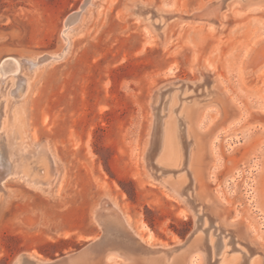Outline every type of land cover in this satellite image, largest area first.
<instances>
[{"label":"rangeland","instance_id":"rangeland-1","mask_svg":"<svg viewBox=\"0 0 264 264\" xmlns=\"http://www.w3.org/2000/svg\"><path fill=\"white\" fill-rule=\"evenodd\" d=\"M263 254L264 0H0V264Z\"/></svg>","mask_w":264,"mask_h":264},{"label":"water","instance_id":"water-1","mask_svg":"<svg viewBox=\"0 0 264 264\" xmlns=\"http://www.w3.org/2000/svg\"><path fill=\"white\" fill-rule=\"evenodd\" d=\"M160 120H159V118H158V122H159ZM156 129H157V127H156ZM156 133H154V139H153V141H152V144H153V147H151L150 149H151V151H150V153L149 154H151V153H153L154 152V150H155V147H156V145L158 144V145H160L161 144V141H162V138H161V135H160V130H156L155 131ZM184 190H185V188H184ZM193 201V200H192ZM194 206V208L196 209V206L195 205H193ZM201 218V216L199 215V219ZM199 228H200V224H198V226H197V228H195V230L187 237V239H186V243H189L193 238H194V236H195V234L197 233V231L199 230ZM263 256V260H262V264H264V254L262 255Z\"/></svg>","mask_w":264,"mask_h":264},{"label":"bare ground","instance_id":"bare-ground-1","mask_svg":"<svg viewBox=\"0 0 264 264\" xmlns=\"http://www.w3.org/2000/svg\"><path fill=\"white\" fill-rule=\"evenodd\" d=\"M174 138V137H173Z\"/></svg>","mask_w":264,"mask_h":264}]
</instances>
